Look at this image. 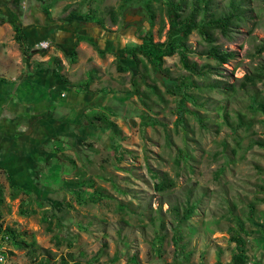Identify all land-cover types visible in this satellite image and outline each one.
Masks as SVG:
<instances>
[{"label":"rangeland","instance_id":"374dc122","mask_svg":"<svg viewBox=\"0 0 264 264\" xmlns=\"http://www.w3.org/2000/svg\"><path fill=\"white\" fill-rule=\"evenodd\" d=\"M49 3L46 13L43 4ZM123 3L0 0V166L19 186L10 188L0 169V223L16 229L23 241L35 242L31 254L30 247L0 240L4 264L45 259L59 264L62 257L67 264L225 263L234 250L230 236L238 220L247 232L242 235L249 264H264V148L248 147L251 141H264V107L249 108L248 94L239 89L243 75L264 62V51H256L264 41V0H241V19L227 34L214 31L213 43L234 53L219 66L200 54L208 44L199 33L188 35L189 60L210 69L191 78L223 85L190 90L200 104L195 107L169 92L143 56L135 62L124 52L147 31L154 41L165 39L163 0L153 2L152 19L140 7L118 13ZM228 9L229 0L210 4V11ZM133 11L141 19L126 22L124 15ZM93 12L102 26L90 17ZM72 13L90 16L84 20ZM123 21L127 25L122 27ZM14 25L32 50L26 62ZM43 40L49 43L45 53L37 50L43 49L37 47ZM52 58L57 62L49 63ZM38 62L43 68L36 70ZM162 66L173 76L189 74L179 53L164 57ZM142 72L145 105L131 91L132 76ZM230 84L239 91L228 98L230 91L224 88ZM252 90L264 103V79ZM181 104L197 110L203 122L186 114L184 123L177 124ZM92 110L116 123L114 142L99 120L95 127L82 121L83 113ZM140 112L158 122L143 125ZM237 113L251 119L250 126L230 123ZM161 178L169 184L163 191L155 187ZM191 204L194 212L178 228L183 250L174 256V226ZM172 205L179 206L178 217ZM49 210L56 218H43Z\"/></svg>","mask_w":264,"mask_h":264},{"label":"trees","instance_id":"16d2710c","mask_svg":"<svg viewBox=\"0 0 264 264\" xmlns=\"http://www.w3.org/2000/svg\"><path fill=\"white\" fill-rule=\"evenodd\" d=\"M54 1V0H52ZM157 0H124V3L120 6V11L118 13H121L123 10L127 8H133V7H140L146 13L147 18L152 19L154 17V6L153 2ZM241 0H229L230 9L224 11V10H215L210 11V4L212 3V0H163L165 11L168 17V29L165 33V39L162 41H154L152 38V35L149 31H147L142 37L141 41L138 44L133 45H127L125 47V54L133 58L135 62L142 61V58L139 57V55L143 56L147 63L150 65V68L152 72L161 80L163 85L167 88L169 92L172 94H175L177 96H180V98L184 99V101H189L191 105L199 106V102L195 96V94L191 93L190 90L197 89L200 90L204 87L207 88H219L223 87L221 86V83L219 81H209L205 82L204 84H200L196 82L194 79L191 78L192 75L196 76H205L208 72H210V69H208L207 64H201L197 65L196 62L189 60V54L193 53V50H191L188 45L186 44V39L188 35L192 31H197L199 35L204 39V41L207 42L208 46L207 48L200 52V54L207 56L210 59H213L216 64L219 66L225 62H227L230 58L234 56L233 51H226L221 48H219L217 45H215L213 42L215 41V38L213 36V33L215 30H219L222 34H227V32L230 29V26L236 21L241 19V14L238 12V5ZM51 6V4H43V9L47 13V10ZM112 17L114 15V11L111 10ZM71 16H77L79 18H83L84 20L87 19V15H82L79 13H72ZM94 22L98 26L103 25V21L98 18V16L95 15V12H93L90 16ZM125 17V15H124ZM90 18V19H91ZM116 21V19H114ZM127 25L125 21L122 22V27ZM14 38L19 43V47L24 54L25 62L28 59L29 55L31 54V49L28 46V39L23 30L18 25H14ZM39 51H42L41 53H45L44 49H37ZM257 53H260L264 51V41L261 42L257 49ZM99 53H103V51L98 50ZM174 53H179L180 55V62L182 64V67L188 71L189 74L187 75H180V76H173L168 72L167 68H164L162 66L164 57L171 56ZM70 54L74 56L75 50L72 49ZM57 62L56 58H52L51 62ZM42 62L36 63L35 69H41L43 68ZM118 65L120 63L118 62ZM145 70L147 69V64L144 61L143 64ZM147 71V70H146ZM56 75L59 76V78L64 83H69L68 80L63 78L59 71H56ZM146 74L144 72L134 75L131 78V90L134 94L138 95L142 101V103L145 105V101L142 99V91L140 90V83H145ZM207 78V77H205ZM264 79V62L259 64L255 67V70L249 73H245L243 77L240 80L239 89L242 90L245 94H248V107L253 109L254 106L259 105L264 107V103L262 99L259 98L258 94L252 90V88L255 86V84L258 81H261ZM87 83L85 85H82V87H86ZM150 88H154L151 84H147ZM226 90H229L228 98L234 97L236 93L239 91L235 87V85L230 84L228 88H224ZM251 91V92H250ZM228 93V92H227ZM222 109V108H220ZM186 114H191L196 118L199 122H203L200 118V115L197 113V110L194 108H190L186 104H181L178 106V117L176 120V123H181V125L184 123V118ZM142 118L143 125L144 124H153L158 122L154 118H150L144 112H140L139 114ZM236 122H230L235 123V126H250L251 119L244 118L242 114L237 113L236 115ZM223 118L225 121H228V118L226 117V114H223ZM101 122V127L106 128L110 131V139L111 142H114V139L118 137L119 128L117 127L116 123L109 120L108 114L105 112H99L92 110L91 112L83 113L82 115V121H86V124L94 126L96 125V121ZM229 122V121H228ZM257 144L260 147L264 148V141L263 140H255L251 141L250 144H248V147H251L252 145ZM111 146L116 148V146L111 143ZM0 169L4 172L6 179L8 180V184L10 188L19 189V186L13 181L12 175L10 171L3 166H0ZM222 170V168H220ZM83 182H81L82 184ZM85 183V181H84ZM92 185V184H91ZM167 179L161 178L156 184L155 187L157 190L163 191L168 186ZM4 187L2 184H0V206L2 205L4 198H3V192ZM17 191V190H16ZM12 198L16 197V193L11 194ZM195 204H191L188 207H184L182 211V216H179V206L178 205H172L170 209L174 212L175 216L178 217V223L175 224L174 229V235H173V243H174V256H177L178 253L180 254L183 250V245H179V242L181 240V236L179 235V223L183 219H188L194 212ZM22 213H26L25 210L21 209ZM1 216V214H0ZM254 216V211L250 210L249 219H251ZM43 218L45 219H52L56 218V214L53 212V210L45 211L43 213ZM57 220H59L57 218ZM60 221V220H59ZM47 229L50 230L51 228L47 226ZM242 232L244 234H247L244 226L243 221L238 220V223L236 224V227L233 228V233L230 236V240L235 243L234 250L231 253L230 260L228 262H222L220 259H216L214 264H249L248 261V254L246 250V239L242 235ZM158 241H162V237H157ZM0 240L4 242L11 243L15 246L21 247L25 246L30 247L31 249L28 251L31 254H34L35 252V242L31 241L29 243L23 241L20 238V233L10 227L5 226L3 227L2 223H0ZM34 246V247H33ZM48 259H45L44 261H40L38 264H47ZM178 262L177 264H179ZM59 264H67L65 258H61ZM256 264H259L256 263Z\"/></svg>","mask_w":264,"mask_h":264},{"label":"built area","instance_id":"2783aa9c","mask_svg":"<svg viewBox=\"0 0 264 264\" xmlns=\"http://www.w3.org/2000/svg\"><path fill=\"white\" fill-rule=\"evenodd\" d=\"M49 45V43L47 41H40L38 44H37V47H40V48H47ZM5 263V255L3 254V250L2 248L0 247V264H4Z\"/></svg>","mask_w":264,"mask_h":264},{"label":"water","instance_id":"95a60500","mask_svg":"<svg viewBox=\"0 0 264 264\" xmlns=\"http://www.w3.org/2000/svg\"><path fill=\"white\" fill-rule=\"evenodd\" d=\"M142 15L138 13L134 14H126L124 17V20L127 21H139L141 19Z\"/></svg>","mask_w":264,"mask_h":264},{"label":"flooded vegetation","instance_id":"af4514ba","mask_svg":"<svg viewBox=\"0 0 264 264\" xmlns=\"http://www.w3.org/2000/svg\"><path fill=\"white\" fill-rule=\"evenodd\" d=\"M132 13H136V11H133Z\"/></svg>","mask_w":264,"mask_h":264}]
</instances>
